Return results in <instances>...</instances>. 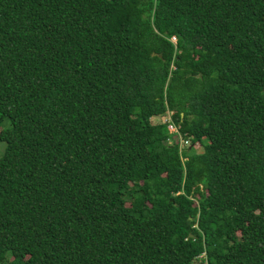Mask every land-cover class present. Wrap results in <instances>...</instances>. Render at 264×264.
I'll return each instance as SVG.
<instances>
[{"label": "trees", "instance_id": "obj_1", "mask_svg": "<svg viewBox=\"0 0 264 264\" xmlns=\"http://www.w3.org/2000/svg\"><path fill=\"white\" fill-rule=\"evenodd\" d=\"M0 143V264H264V0H0Z\"/></svg>", "mask_w": 264, "mask_h": 264}, {"label": "rangeland", "instance_id": "obj_2", "mask_svg": "<svg viewBox=\"0 0 264 264\" xmlns=\"http://www.w3.org/2000/svg\"><path fill=\"white\" fill-rule=\"evenodd\" d=\"M171 115V113H169L168 114V116L165 118V117H161V118H157V119H154V120H152V123H154V124H156V123H158L159 121L161 122V123H165V122H169V116ZM167 120V121H166ZM169 130H170V132H175V128L174 129H170L169 128ZM178 130V129H177ZM176 130V131H177ZM178 133H179V131H178ZM180 138H181V140H180ZM178 140V142H179V144H180V147L181 148H185V147H188L189 145H190V142H188V141H184V138H182V135H180V133H179V135H177L176 137L174 136V138H172V139H169L168 141L170 142V144H172V143H174L175 141H177ZM4 149H5V144H3V143H0V156L2 155V153L4 152ZM190 149H193V150H199V145L198 144H195V145H193V146H190ZM141 156H146L147 155V153L145 152V151H141Z\"/></svg>", "mask_w": 264, "mask_h": 264}, {"label": "built area", "instance_id": "obj_3", "mask_svg": "<svg viewBox=\"0 0 264 264\" xmlns=\"http://www.w3.org/2000/svg\"><path fill=\"white\" fill-rule=\"evenodd\" d=\"M168 128H170V129H174L173 124L169 123ZM175 131H176V129H175ZM180 140H181V139H180Z\"/></svg>", "mask_w": 264, "mask_h": 264}, {"label": "water", "instance_id": "obj_4", "mask_svg": "<svg viewBox=\"0 0 264 264\" xmlns=\"http://www.w3.org/2000/svg\"><path fill=\"white\" fill-rule=\"evenodd\" d=\"M197 264H200L199 262Z\"/></svg>", "mask_w": 264, "mask_h": 264}]
</instances>
